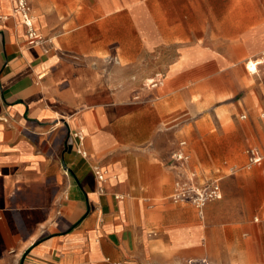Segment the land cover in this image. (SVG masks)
<instances>
[{
	"label": "crops",
	"instance_id": "crops-1",
	"mask_svg": "<svg viewBox=\"0 0 264 264\" xmlns=\"http://www.w3.org/2000/svg\"><path fill=\"white\" fill-rule=\"evenodd\" d=\"M32 16L49 43L0 0V264H264V157L244 167L249 148L264 154V0H72ZM180 140L196 179H219L202 218L170 199ZM93 164L116 176L105 193Z\"/></svg>",
	"mask_w": 264,
	"mask_h": 264
},
{
	"label": "built area",
	"instance_id": "built-area-1",
	"mask_svg": "<svg viewBox=\"0 0 264 264\" xmlns=\"http://www.w3.org/2000/svg\"><path fill=\"white\" fill-rule=\"evenodd\" d=\"M13 13H19L21 15V23L26 28L27 38L31 44H44L49 43L50 38L42 39L36 29L33 26V16L31 14V6L29 0H10ZM163 81V75L157 73L153 78L147 80V84L150 86H155L161 84ZM264 115V112H262ZM242 117H244L242 115ZM71 137L76 139V151L83 157L87 156L86 150L83 148V138L84 134L80 130H74ZM186 144L185 140H180L178 142V148L173 149L170 152V160L173 166L177 167L178 178L174 182L173 191L171 193L170 199L175 203H189L191 204L198 215L202 218L204 215V208L206 204L212 200L220 197V183L219 179L210 180H197L196 174L188 169L187 163L189 160V154H187L183 146ZM264 154H261L255 148H249L247 151V160L244 164L245 168H250L251 166L259 163ZM92 172L98 183V192L105 193L104 185L107 183L109 178H115L114 174H110L109 170L101 164H93ZM116 198L120 195H114ZM256 218H254L255 220ZM113 264H120L119 262H114ZM187 264H209L206 259L200 260H190Z\"/></svg>",
	"mask_w": 264,
	"mask_h": 264
},
{
	"label": "rangeland",
	"instance_id": "rangeland-1",
	"mask_svg": "<svg viewBox=\"0 0 264 264\" xmlns=\"http://www.w3.org/2000/svg\"><path fill=\"white\" fill-rule=\"evenodd\" d=\"M72 0H30V6H31V13L33 15V6L34 5H41L43 8H45L46 10L48 9L49 4L51 3L52 6H56L58 9L59 8H63L64 6H66V3L71 2ZM79 2V0H76ZM257 70H258V65H257ZM250 73V77L254 76L255 73L249 71ZM252 78H250L251 81Z\"/></svg>",
	"mask_w": 264,
	"mask_h": 264
},
{
	"label": "bare ground",
	"instance_id": "bare-ground-1",
	"mask_svg": "<svg viewBox=\"0 0 264 264\" xmlns=\"http://www.w3.org/2000/svg\"><path fill=\"white\" fill-rule=\"evenodd\" d=\"M257 63L256 62H253L252 64H251V66H255Z\"/></svg>",
	"mask_w": 264,
	"mask_h": 264
}]
</instances>
